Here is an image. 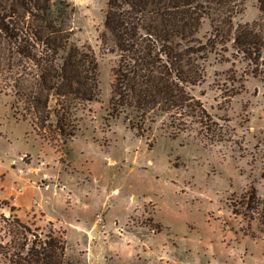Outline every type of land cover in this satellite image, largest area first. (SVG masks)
I'll return each instance as SVG.
<instances>
[{
	"label": "rangeland",
	"instance_id": "374dc122",
	"mask_svg": "<svg viewBox=\"0 0 264 264\" xmlns=\"http://www.w3.org/2000/svg\"><path fill=\"white\" fill-rule=\"evenodd\" d=\"M68 1L74 41L97 58L99 93L73 107L75 135L63 143L50 126L55 97L47 124L36 126L12 105V81L0 72V200L21 187L25 205L43 207L53 223L30 220L62 233L66 264H264V234L237 204L252 189L264 198V63L253 76L231 41L216 42L203 79L186 86L204 122L189 119L173 137L161 114L140 134L109 114L119 55L100 39L107 0ZM231 19L234 27L256 21L264 36L257 0H243ZM196 35L213 36L208 18Z\"/></svg>",
	"mask_w": 264,
	"mask_h": 264
},
{
	"label": "trees",
	"instance_id": "16d2710c",
	"mask_svg": "<svg viewBox=\"0 0 264 264\" xmlns=\"http://www.w3.org/2000/svg\"><path fill=\"white\" fill-rule=\"evenodd\" d=\"M242 1L107 0L100 39L119 55L109 114H123L140 134L161 114L176 127L173 137L186 129L189 119L203 123L208 113L186 86L203 79L202 61L216 42L231 41L252 75L262 73L258 68L264 63V36L257 22L234 27L231 19ZM257 4L264 17V0ZM73 12L68 0H0V39L5 43L0 47V72H7L12 81V105L22 106V119L32 116L34 125L41 121L45 126L49 98L54 96L56 119L50 126L63 143L75 135L72 110L99 93L98 61L90 46L74 41ZM204 18L213 35L205 42L196 35ZM45 112V118L39 117ZM237 204L264 234V198L252 189ZM233 209L240 212L236 204ZM34 224L21 219L6 199L0 200V264H66L62 233L54 228L43 232Z\"/></svg>",
	"mask_w": 264,
	"mask_h": 264
},
{
	"label": "crops",
	"instance_id": "0c3cea01",
	"mask_svg": "<svg viewBox=\"0 0 264 264\" xmlns=\"http://www.w3.org/2000/svg\"><path fill=\"white\" fill-rule=\"evenodd\" d=\"M29 163V162H28ZM26 163V164H28ZM28 172H32L35 171V169L38 170L37 167H30L28 166ZM44 175H46V173H44ZM33 184L35 185V181H33ZM19 193H21V191H17V189L15 190L14 194H8L5 197H1L2 199H6L10 202L11 205H13L15 207L16 213L21 217V219L25 220V221H31V218L33 219H37L38 222L40 221V223H44V222H52L54 220H50L48 216H46V213L44 212L43 207H36L33 206L32 204H24L23 200H21L19 198ZM39 224V223H38Z\"/></svg>",
	"mask_w": 264,
	"mask_h": 264
},
{
	"label": "built area",
	"instance_id": "2783aa9c",
	"mask_svg": "<svg viewBox=\"0 0 264 264\" xmlns=\"http://www.w3.org/2000/svg\"><path fill=\"white\" fill-rule=\"evenodd\" d=\"M35 186H36L37 188H41V187H42V184L39 183V182H37V183H35ZM21 190H22L21 187H18V188H17V191H21ZM98 220H100V219H98Z\"/></svg>",
	"mask_w": 264,
	"mask_h": 264
}]
</instances>
